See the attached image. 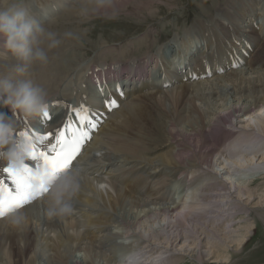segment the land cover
Here are the masks:
<instances>
[{
	"label": "bare ground",
	"instance_id": "obj_1",
	"mask_svg": "<svg viewBox=\"0 0 264 264\" xmlns=\"http://www.w3.org/2000/svg\"><path fill=\"white\" fill-rule=\"evenodd\" d=\"M35 1L24 2L51 32L67 10L86 4L87 15L95 7L94 0ZM125 1L112 0L109 8ZM237 2L223 7L226 19L216 11L194 23L178 48L181 38L174 37L148 56L122 61L130 48L116 44L109 50L103 41L99 61L74 63L70 57L77 55L69 47L76 46L68 43L48 51L47 64L30 68L26 78L47 91L51 118L14 117L1 102L0 113L17 119L18 134L54 135L76 119L73 109H87L99 127L89 129L92 139L65 173L79 182L73 213L67 220L49 218L51 192L7 213L0 219V264H178L186 255L199 264L210 259L218 264L230 258L222 251L240 248L253 229L246 220L253 202L264 196L253 188L255 178L264 179V33L254 23L250 30L229 25ZM244 4L264 9V0ZM236 30L241 38L252 37L233 46ZM3 45L0 39V50ZM46 45L41 44L47 50ZM189 45L194 47L185 50L189 57L173 66ZM107 53L116 59H101ZM0 63L4 72L18 60L9 53ZM100 87L105 91L99 94ZM110 100L118 107L109 110ZM160 134L166 148L156 155ZM5 167L0 160V182L14 187ZM180 181L189 189L194 183L179 196L173 187ZM214 185L222 187L217 194ZM240 209L247 218L237 221ZM18 210L27 218L23 230L11 225Z\"/></svg>",
	"mask_w": 264,
	"mask_h": 264
},
{
	"label": "rangeland",
	"instance_id": "obj_2",
	"mask_svg": "<svg viewBox=\"0 0 264 264\" xmlns=\"http://www.w3.org/2000/svg\"><path fill=\"white\" fill-rule=\"evenodd\" d=\"M43 1L44 0H36L35 2L39 3ZM236 1H238V4L235 5H237L238 8L235 7V10H230L232 12V16L230 20H227L230 22L229 25L232 28L234 27L235 29L238 26L244 30H250L252 24L254 23L253 26L256 25V27H259V29L264 33V26L262 27L263 29L261 28V26H259L262 24V18L264 16V9L259 8L262 7V5H256L257 7L252 10L250 5H247L246 8L245 4L247 3L244 4L245 0ZM65 3L67 5V3L69 2ZM229 3L230 0H126L121 6L117 5L115 8L104 9L99 12H92V14L88 13L87 15L83 14V10L86 4H79V6L73 7V13L71 12V10H67L63 14V16L60 17V20H57L56 24L53 26L52 32H54L58 39L61 40V44L59 45V47H61V45L63 44L68 43H72L74 46H76V48L69 47V49L75 51V54L77 55L76 58L70 57L72 62L74 63H76L78 59L87 61L90 58L94 57L95 60L98 59L99 61V57L97 56H100V52L103 49L100 44L103 41L108 44L107 47L109 50H112V46L116 44V46H124L123 49H125V47H129L130 50L126 53L128 56L125 55L120 58L122 61H127L128 59L131 60L133 58H136V55L137 57H139L140 55V57L148 56V53H152L153 50L158 46L172 42L174 34H187L189 31L193 30L192 28H190L191 25L194 27L198 22H200V20L203 21L205 19L204 17L210 16L212 14L216 16V11L218 13L223 12L224 18L226 19L223 7L225 5H228ZM204 11L207 12L204 13ZM260 11L262 12L259 14ZM35 13L36 12H32L30 10L31 15ZM73 15L75 18L73 17ZM70 32H72L71 35ZM240 36V33L237 31L235 33L234 39L231 41L233 46H239L238 41L243 40V38L245 37H252L251 35H245L243 38H241ZM0 39L4 40L2 37H0ZM152 40L155 42L153 43L155 45H152V47L150 48ZM259 42L261 43V39L259 40ZM249 45L250 43L245 47H248ZM179 46H181V44H179ZM1 48H3V46ZM143 49L145 50V52L143 51ZM248 52L249 49L247 50L246 55L249 54ZM237 56H240V54H237ZM123 57L125 58V60ZM101 59L113 61L116 59V55H114V53H107V56ZM0 72H3L1 70V63ZM218 131L219 128L215 130L216 133L214 132V134H217ZM160 136L161 138L157 140L158 142L156 143V147L158 146V153L156 151V155H158L159 152L161 153L162 151H164V148H166L165 140H163L164 138H162L163 134H160ZM198 174L200 173H196V175L194 176L196 180L199 179ZM130 177H132V174H130L128 178ZM255 180L256 181L253 182V188L258 187L257 189L262 194V192H264V179H260V177H257L255 178ZM193 183L194 182H191V187ZM219 186L214 185L213 188L215 190L212 193L217 194L218 192H216V190H220L222 188L221 186L219 188ZM191 187L189 189L188 186L180 181L176 183L175 187H173V191L175 190L174 192L176 193V195L180 196L182 193H185L188 190H192ZM258 199V196H256L257 201L255 200V202H253L255 203V209H253L248 203L249 207L253 209L250 217L247 218L243 215L246 212V210L242 211L243 209H240L241 211H238L236 214L237 221L241 220L240 218L245 217L247 218L246 220L249 221V223H253L252 232H250L248 238L241 244V246H239L240 248H238L237 251L236 247L229 248L224 252L222 251V254L224 256L228 254L230 258L228 260H225L224 263L218 264H264V196L261 199ZM65 219L67 220L68 216L65 217ZM132 240L130 242H132ZM115 254H118V256H122L123 252L116 251ZM185 257L184 259H181L178 264H199L195 259H191L192 257H190L189 255H186ZM204 262L205 264H213L212 259L206 260Z\"/></svg>",
	"mask_w": 264,
	"mask_h": 264
},
{
	"label": "clouds",
	"instance_id": "obj_3",
	"mask_svg": "<svg viewBox=\"0 0 264 264\" xmlns=\"http://www.w3.org/2000/svg\"><path fill=\"white\" fill-rule=\"evenodd\" d=\"M94 3V12L113 6L112 0H94ZM0 37L4 39L0 58L11 53L18 60L13 67L0 72V102L11 109L14 117L43 116L48 108L47 91L26 76L32 66L48 63V51L56 49L61 40L31 16L24 0H3L0 4ZM44 41L47 50L41 46ZM32 148L31 138L18 134L17 119L0 113V160L13 171L21 172ZM43 186L51 192L47 209L49 218H62L73 213L72 201L79 190L76 176L43 177ZM26 222L27 218L20 210L11 217V225L16 230H23Z\"/></svg>",
	"mask_w": 264,
	"mask_h": 264
},
{
	"label": "snow or ice",
	"instance_id": "obj_4",
	"mask_svg": "<svg viewBox=\"0 0 264 264\" xmlns=\"http://www.w3.org/2000/svg\"><path fill=\"white\" fill-rule=\"evenodd\" d=\"M108 107L111 110L118 105L116 101L110 100ZM73 112L78 123L69 119L54 135L35 132L31 135L27 132L20 133L29 138L35 137L36 142L30 158L37 163L35 169L25 166L21 172L13 171L11 168L3 170L14 187L6 189L4 182H0V219L11 211L25 207L34 197L46 194L48 189L43 186V177L55 179L69 171L85 144L92 139L89 129H97L98 124L91 118L87 109H73ZM43 117L51 118L48 110L44 112ZM37 176L41 178V191L34 195L32 183Z\"/></svg>",
	"mask_w": 264,
	"mask_h": 264
}]
</instances>
